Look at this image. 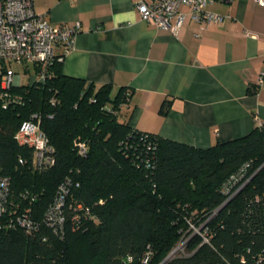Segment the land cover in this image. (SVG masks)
Wrapping results in <instances>:
<instances>
[{
  "label": "trees",
  "instance_id": "obj_1",
  "mask_svg": "<svg viewBox=\"0 0 264 264\" xmlns=\"http://www.w3.org/2000/svg\"><path fill=\"white\" fill-rule=\"evenodd\" d=\"M60 65L0 86V264H264V126L206 148L162 139L120 118L129 89L94 90ZM33 114L51 165L14 139ZM59 198L63 222H49Z\"/></svg>",
  "mask_w": 264,
  "mask_h": 264
},
{
  "label": "crops",
  "instance_id": "obj_2",
  "mask_svg": "<svg viewBox=\"0 0 264 264\" xmlns=\"http://www.w3.org/2000/svg\"><path fill=\"white\" fill-rule=\"evenodd\" d=\"M134 2L33 0L34 13L50 25H81L61 73L94 90L129 89L120 118L196 148L242 137L264 121V79L256 88L264 71V7L212 0L205 10L222 19L204 26L180 6L182 23L167 30L142 21Z\"/></svg>",
  "mask_w": 264,
  "mask_h": 264
},
{
  "label": "built area",
  "instance_id": "obj_3",
  "mask_svg": "<svg viewBox=\"0 0 264 264\" xmlns=\"http://www.w3.org/2000/svg\"><path fill=\"white\" fill-rule=\"evenodd\" d=\"M211 1L135 0L134 5L142 21H151L157 28L170 30L179 27L183 21L184 16L179 12L180 6H187L190 17L204 26L220 22V15L205 10V6ZM253 1L264 7V0ZM80 31L81 25L78 21L72 27L67 24L50 25L42 16L34 13L33 0H0V71H3L0 75L1 88L8 89L21 83V77L12 65L20 66L24 72L31 69L29 84L43 83L47 76L52 75L49 73L52 64L63 61L64 55L71 50ZM57 47L62 50L57 51ZM263 79L264 71L257 79L256 88L263 86ZM50 102L53 104L54 100L50 99ZM39 124V116L33 114L30 119L20 124L14 139L18 144L34 149L38 166L51 165L52 149ZM257 125L264 126V121L258 122ZM78 151L84 154L86 146L83 143L78 144ZM7 188L8 180L0 177V215L5 212ZM62 203V198H59L49 206L45 217L49 222H63ZM17 221L27 229L30 228V224L24 219L18 218ZM177 251L174 250L173 253ZM147 259L148 256L145 257V262Z\"/></svg>",
  "mask_w": 264,
  "mask_h": 264
},
{
  "label": "rangeland",
  "instance_id": "obj_4",
  "mask_svg": "<svg viewBox=\"0 0 264 264\" xmlns=\"http://www.w3.org/2000/svg\"><path fill=\"white\" fill-rule=\"evenodd\" d=\"M12 68L20 75L21 77V84H26L28 83V80L31 77V69L29 68V70L27 72H24V70L18 66V65H12ZM84 255V249L82 248V246H79L74 253V257L79 259Z\"/></svg>",
  "mask_w": 264,
  "mask_h": 264
}]
</instances>
